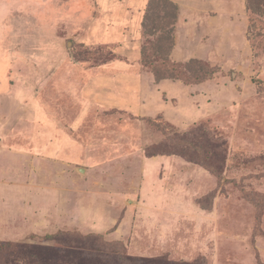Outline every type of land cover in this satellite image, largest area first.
<instances>
[{
  "label": "rangeland",
  "instance_id": "obj_1",
  "mask_svg": "<svg viewBox=\"0 0 264 264\" xmlns=\"http://www.w3.org/2000/svg\"><path fill=\"white\" fill-rule=\"evenodd\" d=\"M76 1L0 0V243L264 264V0Z\"/></svg>",
  "mask_w": 264,
  "mask_h": 264
},
{
  "label": "trees",
  "instance_id": "obj_2",
  "mask_svg": "<svg viewBox=\"0 0 264 264\" xmlns=\"http://www.w3.org/2000/svg\"><path fill=\"white\" fill-rule=\"evenodd\" d=\"M48 252L26 246L23 251L18 246L0 243V264H49ZM50 254V253H49ZM71 254H75L71 252Z\"/></svg>",
  "mask_w": 264,
  "mask_h": 264
},
{
  "label": "crops",
  "instance_id": "obj_3",
  "mask_svg": "<svg viewBox=\"0 0 264 264\" xmlns=\"http://www.w3.org/2000/svg\"><path fill=\"white\" fill-rule=\"evenodd\" d=\"M80 2V4L83 6V7H85L86 5H87V3H88V0H77L76 2ZM96 1H98V0H96ZM138 5H142V1H139V0H133L132 1V8H129V9H131V10H133V11H135V14L137 15V11H138V9H139V7H138ZM113 7V6H112ZM112 7H111V9H112ZM70 8H71V5H70ZM81 8V7H80ZM70 11V10H69ZM118 13H119V15L121 16L122 15V11H119V10H116L115 8H113V10H110L109 11V14L108 15H112V16H117V17H119V15H118ZM112 19V18H111ZM112 22V24L113 25H120V26H122L123 25V22L125 21V19H123L122 18V20H121V22L118 20V19H115V18H113L112 20H111ZM135 22H138L137 21V19H133V21H132V28H133V26L134 25H136L135 24ZM113 30H114V28H112ZM117 31H120V29L121 28H115ZM6 69H7V67H5ZM0 70L2 71V73H3V75L5 74V71L6 70H4V67L1 65L0 66ZM3 84H4V82L2 83H0V85L1 86H3ZM174 86H175V84H173ZM166 86H168V85H166V84H162L161 86H160V88H162L163 90H165V87ZM84 93H85V91H84ZM102 93H98V96H100ZM120 94V92L119 93H116L115 95H119ZM112 102L113 103H117L118 102V98L117 99H112ZM119 103L120 104H122V101H119ZM126 103V105H128V104H132L131 102L130 103H127V102H125ZM10 162H12V160L11 161H9V163ZM8 163V168H12L13 167V164L12 163H10L9 164ZM8 168L7 167H3V166H1L0 165V173H6V174H8L7 172L9 171L8 170ZM14 168V167H13ZM4 179V178H3ZM0 180H2L1 179V177H0ZM3 208L1 207V210H2Z\"/></svg>",
  "mask_w": 264,
  "mask_h": 264
}]
</instances>
